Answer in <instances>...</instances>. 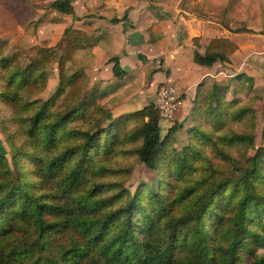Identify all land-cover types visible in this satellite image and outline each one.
<instances>
[{"label": "trees", "instance_id": "trees-1", "mask_svg": "<svg viewBox=\"0 0 264 264\" xmlns=\"http://www.w3.org/2000/svg\"><path fill=\"white\" fill-rule=\"evenodd\" d=\"M49 6L62 13L73 14L74 12L70 0H52ZM39 19L41 17L35 20V23ZM115 20L118 18L113 17L112 21ZM226 28L234 32L248 29L243 26L236 28L226 26ZM71 30V27H67L63 34L64 49L69 54L84 47L87 41L83 33L73 34ZM68 34L71 37H67ZM46 42L43 41L35 50L25 67H13L10 72L6 71L8 78L2 86L0 98L13 101L20 109L27 108L29 103H36L22 101L20 95L31 83L46 80L45 67L53 61L51 57L53 52L45 45ZM0 43V49H3L4 40L0 39ZM235 48L236 44L227 37H212L205 45L203 52L197 49L193 51V61L204 66H211L215 61L228 62L229 55ZM14 57L15 54L11 56L1 54L0 67L8 70V62ZM109 60L113 62V74L117 78L123 77L126 71L120 65L119 58L115 55ZM74 76L75 72L65 76L61 71L55 92L33 106L26 125L27 137L49 147L60 141L62 135L68 132L66 123L77 117H83L87 110L92 113L97 110L98 113L105 115L110 110L111 104L97 102L98 98L106 96L107 92L93 89L77 105L50 118V107L65 86L71 83ZM235 79L238 80L237 85H231V82H214L206 90L203 84L198 82L192 101L193 115L196 112L202 114L206 125L211 118L209 116L214 115L215 130L228 125L231 120L241 119L248 108L237 106L239 97L235 95L229 97L230 92L244 93V89L251 90L253 78L244 72H238L233 77V80ZM159 120L160 116L153 103L149 102L111 118L104 128L77 130L82 134V141L66 146L62 151L44 159L45 164L42 167L44 175L56 181L55 187L63 196L74 193L73 198H66L64 202H57L53 198L48 202L42 201L44 196L53 197L54 195L49 192L33 193L27 185L19 181V173L16 180L11 181V177L7 176L0 181V214L3 215L5 208L9 206L11 216L28 219L29 222L24 221L28 223L24 224L27 226L26 232L31 226L37 236V242L34 241L31 246L13 245L15 246L13 249L17 248L19 251L10 252L11 244L20 240L14 228L19 227L21 222L1 228L7 220L5 221L0 215V264L264 263V258L258 254V248L264 247V145L258 146L248 157V163L239 177L223 176L203 181L197 179L187 185L177 186L173 199L180 201L190 196L191 207H188L180 217L169 218L166 224L161 223V214L165 209L163 203L165 193L161 190H150L156 203V210L153 214L147 215L142 205L143 221L137 220L134 215L140 207L136 204H140L138 198H130L125 204L101 216H91L87 213L96 208L99 203L105 202L103 199H91L87 196L88 193L82 194L78 191L82 175L85 174L90 163L87 153L94 148L110 149L111 144L116 141L117 131H122L121 139L138 143L135 148L138 159L147 167L159 170L161 168L159 159L165 142V138L161 136ZM130 122L135 123L130 125ZM70 131L76 132L75 129ZM189 134L198 142L211 143L216 154L224 158H231V156L220 145L253 146L254 142L252 130L235 131L230 129V126L226 127V131L222 133L213 134L212 129L197 123ZM102 137H104L103 140ZM76 151L80 152V157L63 173L65 164ZM201 156L202 152L197 144L185 145L181 154L173 156L171 173H174L178 179L182 178L185 173L197 168L194 162ZM36 183L39 184V181L36 180ZM18 192L23 199L15 204L16 200L10 196ZM227 206L233 208V213L223 216L221 211ZM207 211L213 212L211 213L212 224L209 226H206L203 220ZM45 213H49L52 219H46ZM120 217H122L120 227L108 232L110 224ZM252 223L258 226L250 225ZM211 226L210 236L209 227ZM65 228L72 229L78 238L73 240L72 237L68 246L60 243L57 250H53L51 247L54 236ZM9 232H11L10 235H7ZM30 233L33 235V232ZM178 251L182 253L180 256L177 255Z\"/></svg>", "mask_w": 264, "mask_h": 264}, {"label": "rangeland", "instance_id": "rangeland-1", "mask_svg": "<svg viewBox=\"0 0 264 264\" xmlns=\"http://www.w3.org/2000/svg\"><path fill=\"white\" fill-rule=\"evenodd\" d=\"M48 1L49 0H41L43 4H47ZM37 5L43 8L45 7L41 4ZM152 5L154 7V11H162L164 16H173V22L179 24L181 37L188 34V32L192 36H195L196 34L197 36L192 38L194 43H197L203 36L207 39L215 34L229 33L231 35L237 34L238 37H240L239 34H241V36L244 37L246 36V33H253V35L256 36L257 45L249 48L252 52L260 51L259 54L262 55L261 58L263 61H260L259 58H256L255 60L257 63L259 62L257 64L258 69L263 67L264 0H152ZM48 14H50L49 11ZM37 19L38 18L31 20L30 22L28 21V23L24 26L22 24V27L20 28L7 27V30H13V28L15 30L19 29L18 32L22 35L25 34L26 31L31 33L33 25L35 26L42 21L41 18L37 23H35V20ZM5 22L6 21L4 20L3 23ZM7 22L12 26L17 25L16 20L14 22ZM7 22L5 23L6 25H8ZM226 26H230V28L243 26L248 29L234 32L230 31L226 28ZM5 31L6 27H3V24L0 23V39L4 40L5 44L3 49H0V55L4 54L11 56L12 54H15V57L8 62V70L0 67V91H2V86L5 85L8 78L6 71L10 72L13 67H25L35 50L43 43L42 41H47L45 45L51 48L53 52V55L51 54L53 61L48 66H44L47 74L46 80L35 84L31 83L20 95V100L26 102L35 101L36 103H29L27 108L20 109L13 101L3 100L0 98V181L4 180L7 176L11 177V181L16 180L19 173V181H21L24 185H27L28 187H26L33 193L38 192L45 194L49 192L54 195L53 197L50 195L44 196L42 201L48 202L53 198L57 202H64L66 198H73L74 193L72 192L69 193L68 196H63L60 190L55 187L56 181H53L44 175L42 170V167L45 164L44 159L50 157L58 151H62L66 146L81 142L82 134L77 130H97L96 128H104L106 124L109 123L111 118L123 113L116 107L111 108L112 103L118 104L125 100V104H127V107L125 108L129 109H125L124 107H122V109L132 111L136 109V106L138 108L143 106L144 99L139 94H137V97L132 96L127 97L126 99L123 98L122 94L115 95L109 99L108 95L99 97L97 102L111 104L110 110L106 113V115L98 113L97 110H94L93 113L89 112L90 110H87L83 117H77L66 123L68 132L62 135L60 141L49 147H45L43 143L37 140H32L26 135L28 116L31 114L33 106H35L38 101L47 99L55 92L58 86L61 71L65 76L75 72V76L71 83L66 85L62 93L54 100L53 105L50 107V118H53L60 112L68 110L73 105H77L78 102L93 89L109 93L117 88L119 84L124 82V79L132 82V79L137 76H135V74L130 75L129 72L125 70L128 75L126 74L121 78H116L114 81H110L108 85L105 83L100 86V83L92 79L93 77L90 73L87 75L84 72V63L80 60L81 54H78L75 51L70 54L66 53V50L64 49L65 39L63 35L59 37L57 33L47 35L46 31L45 35L47 38L41 42H37L36 40H26L20 44L19 42L16 43L10 41V34ZM199 31L201 34L198 33ZM31 35H36V32ZM67 37H71V35L68 34ZM181 37L180 41L183 42ZM242 41L245 42L246 40L242 39ZM244 45L245 46L242 47V49L245 51L247 50V45ZM242 49L235 55V58L237 57L238 60L243 59L244 51L242 52ZM161 57L162 56H158L157 61L160 60ZM139 58L143 59L142 62L146 64L148 62H154L153 57H150L151 59H146L141 55ZM240 63H242V61ZM157 65L158 63L152 64L147 68L145 81L149 80L152 76L154 68L157 67ZM192 65L198 67L202 66L194 62H192ZM223 65H218V67H222ZM183 66L184 65L180 64L176 67V69L172 67V69L175 70L173 75L185 77V72L187 70H184ZM166 67L167 66L165 65L161 66L163 73H168L169 70ZM201 68L197 70L194 68L193 70L189 69L190 71L187 72V76L189 74L190 76H195L198 72L199 75L202 74L205 69ZM139 72H142L141 69H138L136 73L138 74ZM262 73L263 80H260L259 85L257 86V91L259 93L253 88L247 91L244 89V93H237L234 91L230 92L229 97H231V95L239 97L237 106H247L248 110L245 114H243L241 119L231 120L228 125L221 129H214L216 128L214 126V115L209 116L211 118L208 120L207 125L205 124L206 122L204 121L202 114L196 112L193 115L192 101L195 93L191 98V102L188 103L184 100L182 105L172 114V116L168 118H160L159 124L161 127V136L162 138H165V142L164 149L159 159L161 164V168L159 170L147 167L138 159L135 153V148L138 143L133 140L129 141L121 139L122 131H117L116 141L111 144L110 149L98 150L97 148H94L92 151L90 150L87 153V158L90 163L88 168L85 170V174L82 175L78 191L82 194L88 193L87 196L91 199H103L105 202L103 204L99 203L96 208L89 210L87 213L91 216H101L106 212L125 204L130 198H138L140 204H136L140 206L138 208L141 209L137 208L134 215L137 220L140 219L143 221L141 214L142 205L144 206L147 215L153 214L156 210V203L153 200L150 190H161L165 193L163 194L165 209L161 214V223L166 224L169 218L176 219L180 217L188 207H191L190 196L180 201H175L173 199L174 190L177 186L180 187L187 185L191 183V181L197 179L203 181L205 179H218L223 176L232 178L241 176L244 167L248 163V157L254 153L258 146L264 145V69H262ZM231 78L229 80H231ZM165 80L159 81L157 83V87L163 82L172 83L171 81ZM194 81L195 80H192L190 83L193 84ZM225 81L227 82L228 80L226 79ZM235 81V84L237 85L238 80L235 79ZM214 82L220 81L212 77H206L204 81H200L205 90L210 88ZM142 84L143 79L141 80L140 86H142ZM172 84L176 87L179 86L175 83ZM197 84L194 86V92H196ZM96 85H98L99 88ZM231 89H233V87ZM190 91H193V89H190ZM187 93H183V98L187 96ZM152 100H149L147 103H153ZM134 123L135 122H130V125ZM197 123H200L201 125L203 124L206 128L212 129L213 134H219L226 131V127L228 126H230V129L235 131L252 130L254 135L253 146L247 144H237L232 146L220 145L222 149L229 153L231 158L221 157L216 154L214 146L211 143L203 144L190 137L189 131ZM72 129H75L76 132H69V130ZM103 138L104 137H102V140ZM191 143H195L200 147L202 156L200 159L195 160L194 164L197 165V168L194 171L191 170L189 173H185L182 178L178 179L174 173H171L173 170L171 169L173 167V156L181 154L182 148ZM79 157L80 152L76 151L65 164L63 173L69 166L75 164ZM55 179H57V177ZM36 180L39 181V184L36 183ZM20 194L21 193L18 192L17 194H12L10 196V198H14L16 200L15 204L23 199ZM5 209L6 210H4L3 215H0L5 219V221L7 220V223L3 224L1 228L9 227V224L15 225L17 222H21L19 227L14 228L16 236L20 237V240L11 244L9 251L12 253L19 251L17 248L13 249V247H15L13 245L21 244L29 247L34 243V241L36 243L37 236L35 235L33 228L30 226V230L26 232L27 226L24 224L28 223H25L24 221L29 222V220L22 219L19 216H11L9 206ZM221 212L223 216H227L233 213V208L227 206L224 207ZM211 213L213 212L207 211L204 214L203 220L206 226L212 224ZM45 218L52 219V216L49 213H45ZM121 223L122 217L115 219L110 224L108 232L117 230ZM250 225L258 226L256 223H252ZM210 230H212V226L209 227V235L211 236ZM30 232H33V235ZM10 233L11 232L7 235H10ZM72 237L73 240L78 238L77 234H75L72 229H63L58 232L56 236H54L51 248L53 250H57L60 243L68 246L70 244L69 240ZM181 251L185 252L184 250ZM181 254L182 253L180 251L177 252L178 256ZM258 254L260 257L264 258V247L258 248ZM85 262L87 263V261Z\"/></svg>", "mask_w": 264, "mask_h": 264}, {"label": "crops", "instance_id": "crops-1", "mask_svg": "<svg viewBox=\"0 0 264 264\" xmlns=\"http://www.w3.org/2000/svg\"><path fill=\"white\" fill-rule=\"evenodd\" d=\"M51 1L49 0L47 4H43L41 0H0V23L3 24V27H6L5 32L10 34V41L19 42L20 44L26 40L41 42L47 38L46 31L47 35L57 33L59 37L64 34V29L67 27H71L73 34L83 33L84 37L87 38L85 46L76 49L75 52L81 54L80 60L84 63V72L87 75L90 73L92 79L100 83V86L105 83L108 85L110 81L117 78L112 72L113 62L109 60L111 56L116 55L122 68L128 71L130 75L135 74L137 76L132 79V82L124 79V82L119 84L112 92L106 93L108 99L118 94H122L124 99L132 96L137 97V94H139L144 99V104H146L149 100H152L157 83L167 79L165 81L178 84L183 92H188L184 100L190 103L195 93L194 86L198 82L204 81L206 77L218 79L219 83H225L227 79V82H231L230 84L233 85L236 81L232 80L231 77H234L238 72H244L253 78L252 87L256 89V92H258L257 86L260 80H263L262 69H264V65L258 69L257 64L259 62L257 63L255 60L259 58L260 61H263L262 55L259 54L260 51L252 52L249 48L257 45L256 36L253 33H246L245 38L241 34L238 37L237 34L236 36L229 33L215 34L207 39L203 36L196 45L192 38L197 35L192 36L188 32V34L181 37L179 24L173 22V16H164L162 11H154L152 0H70L73 5V14L62 13L51 8L49 6ZM37 4L45 7H40ZM48 11L50 14H48ZM123 15L125 16L123 17ZM40 17L42 21L35 26L33 25L31 33L26 31L22 35L18 32L19 29H14ZM113 17H117L118 20L112 21ZM3 19L6 22L16 20L17 25L12 26L8 22V25H6V22L3 23ZM7 27L14 28L8 31ZM34 32H36V35H31ZM198 33L201 34L200 31ZM219 36L227 37L236 44L235 50L229 55L230 61H215L211 66L202 65L198 67L192 65V62H194L193 51L197 49L203 52L208 41L212 37ZM180 37L183 42L180 41ZM242 39L246 41L244 42ZM244 44L247 45L245 51L242 49L245 46ZM241 49L242 52L244 51V56L242 60H238L235 55ZM141 55L146 59L153 57L154 62H148L147 64L142 62L143 59L139 58ZM158 56L162 57L157 61ZM241 61L242 63H240ZM156 63L158 65L154 68L152 76L148 81H145L147 68ZM180 64L184 65V70H187L185 77L173 75L175 70L172 67L176 69ZM162 65L167 66L168 73H163ZM218 65L223 66L218 67ZM193 68L196 70L201 68L205 71L200 75L198 72L195 76H190V74L187 76L189 69L193 70ZM138 69H141L142 72L137 74ZM126 74L128 75V73ZM230 78L231 80H229ZM142 79L143 84L140 86ZM192 80H195L193 84L190 83ZM190 89H193V91H190ZM125 103V100L122 103H115L116 105L112 103V108L116 107L120 112L127 111L122 109V107H127Z\"/></svg>", "mask_w": 264, "mask_h": 264}, {"label": "built area", "instance_id": "built-area-1", "mask_svg": "<svg viewBox=\"0 0 264 264\" xmlns=\"http://www.w3.org/2000/svg\"><path fill=\"white\" fill-rule=\"evenodd\" d=\"M183 93L180 88L169 82L158 85L152 101L160 118H168L179 109L184 102Z\"/></svg>", "mask_w": 264, "mask_h": 264}]
</instances>
